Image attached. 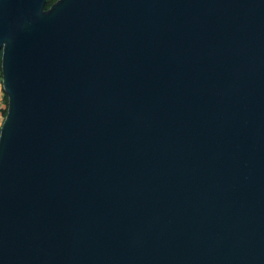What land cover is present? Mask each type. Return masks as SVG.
Returning <instances> with one entry per match:
<instances>
[{
  "label": "water",
  "instance_id": "obj_1",
  "mask_svg": "<svg viewBox=\"0 0 264 264\" xmlns=\"http://www.w3.org/2000/svg\"><path fill=\"white\" fill-rule=\"evenodd\" d=\"M0 0V264H264V0Z\"/></svg>",
  "mask_w": 264,
  "mask_h": 264
},
{
  "label": "trees",
  "instance_id": "obj_2",
  "mask_svg": "<svg viewBox=\"0 0 264 264\" xmlns=\"http://www.w3.org/2000/svg\"><path fill=\"white\" fill-rule=\"evenodd\" d=\"M57 0H47L46 1V9H49L53 3H55ZM2 59H3V52L0 50V76L2 77ZM4 101H5V108L2 109V115H3V119L5 118L6 114H7V105H8V98L7 96L4 94Z\"/></svg>",
  "mask_w": 264,
  "mask_h": 264
},
{
  "label": "rangeland",
  "instance_id": "obj_3",
  "mask_svg": "<svg viewBox=\"0 0 264 264\" xmlns=\"http://www.w3.org/2000/svg\"><path fill=\"white\" fill-rule=\"evenodd\" d=\"M0 125L2 124L3 115H2V109L5 108L6 104L4 101V91L2 87V77L0 76Z\"/></svg>",
  "mask_w": 264,
  "mask_h": 264
},
{
  "label": "built area",
  "instance_id": "obj_4",
  "mask_svg": "<svg viewBox=\"0 0 264 264\" xmlns=\"http://www.w3.org/2000/svg\"><path fill=\"white\" fill-rule=\"evenodd\" d=\"M4 120V119H3ZM3 120H2V122H3ZM0 127H1V125H0Z\"/></svg>",
  "mask_w": 264,
  "mask_h": 264
},
{
  "label": "crops",
  "instance_id": "obj_5",
  "mask_svg": "<svg viewBox=\"0 0 264 264\" xmlns=\"http://www.w3.org/2000/svg\"><path fill=\"white\" fill-rule=\"evenodd\" d=\"M1 81V80H0Z\"/></svg>",
  "mask_w": 264,
  "mask_h": 264
}]
</instances>
